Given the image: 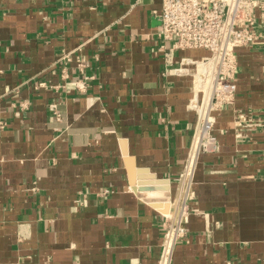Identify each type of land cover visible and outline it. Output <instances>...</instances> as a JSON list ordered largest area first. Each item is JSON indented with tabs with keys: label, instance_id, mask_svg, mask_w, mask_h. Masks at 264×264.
Returning a JSON list of instances; mask_svg holds the SVG:
<instances>
[{
	"label": "crops",
	"instance_id": "1",
	"mask_svg": "<svg viewBox=\"0 0 264 264\" xmlns=\"http://www.w3.org/2000/svg\"><path fill=\"white\" fill-rule=\"evenodd\" d=\"M161 6L0 0V264H158L166 186L151 203L133 188L145 171L175 194L196 121L189 80L163 76ZM80 47L94 80L72 66L66 90L38 87ZM237 56L236 101L213 116L219 152L199 161L171 264H264V44Z\"/></svg>",
	"mask_w": 264,
	"mask_h": 264
},
{
	"label": "built area",
	"instance_id": "2",
	"mask_svg": "<svg viewBox=\"0 0 264 264\" xmlns=\"http://www.w3.org/2000/svg\"><path fill=\"white\" fill-rule=\"evenodd\" d=\"M159 18L161 25L155 36L163 76L189 80L191 98L187 110L196 117L169 212L162 214L164 236L158 264H171L176 244L188 235L189 202L194 198L193 182L199 161L204 155L219 152L213 116L236 101L237 51L259 42L264 44V0H162ZM81 50L82 47L61 56L59 84L39 83L38 87L66 90L72 66L85 76V81L94 80L86 75L90 63L82 58ZM191 51H203L206 55L200 58L185 55ZM85 81L75 82L79 91L85 90ZM49 110L58 116L56 104H50Z\"/></svg>",
	"mask_w": 264,
	"mask_h": 264
},
{
	"label": "water",
	"instance_id": "3",
	"mask_svg": "<svg viewBox=\"0 0 264 264\" xmlns=\"http://www.w3.org/2000/svg\"><path fill=\"white\" fill-rule=\"evenodd\" d=\"M148 180H154L151 181L152 183H147L146 181ZM156 184L158 185H164V189L166 193L163 195L164 199L162 200L164 202V206L161 210L163 214H167L169 212V205H170V199H171V188H170V181L168 180H157L154 178L152 175H148L145 173V171H139L138 172V177H137V182L136 186L133 188L134 192L139 195V197L143 198L145 202H153L152 200L148 199L151 194L149 192H152L153 190H156L155 186Z\"/></svg>",
	"mask_w": 264,
	"mask_h": 264
}]
</instances>
